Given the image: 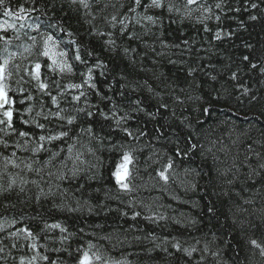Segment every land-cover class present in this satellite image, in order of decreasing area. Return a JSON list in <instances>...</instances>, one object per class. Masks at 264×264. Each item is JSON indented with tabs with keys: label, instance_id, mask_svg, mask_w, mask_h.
Wrapping results in <instances>:
<instances>
[{
	"label": "trees",
	"instance_id": "obj_1",
	"mask_svg": "<svg viewBox=\"0 0 264 264\" xmlns=\"http://www.w3.org/2000/svg\"><path fill=\"white\" fill-rule=\"evenodd\" d=\"M166 3L174 5L172 12H131L133 0H90L87 9L72 0L0 5V63L9 61L4 84L11 101L5 109L13 112L12 127L0 125V264H21V258L23 264H78L85 251L92 264H264L249 242L264 245V0ZM204 7H211V19L204 18ZM6 10L13 15H4ZM113 15L124 20V31L119 23L112 26ZM48 34L59 44L53 51L68 52L74 66L72 73L42 67L41 78L63 114L112 107L87 86L79 103L71 99L78 91L65 89L82 82L85 65L72 60L79 48L88 66L102 63L94 68V82L121 112L127 99L142 101L144 111L132 113L128 126L143 136L127 137L98 113L94 119L80 114L68 138L31 151L39 135L62 130L63 122L49 115L58 107L25 71L37 60L52 63L41 55ZM5 109L0 119H6ZM90 126L96 138L82 131ZM177 147L187 155H178ZM124 151L133 156L130 192L114 176ZM169 157L174 167L165 182L157 173ZM135 212L140 215L134 218ZM45 223L66 231L46 229ZM25 227L33 237L12 235ZM193 247L191 256L183 251Z\"/></svg>",
	"mask_w": 264,
	"mask_h": 264
},
{
	"label": "snow or ice",
	"instance_id": "obj_2",
	"mask_svg": "<svg viewBox=\"0 0 264 264\" xmlns=\"http://www.w3.org/2000/svg\"><path fill=\"white\" fill-rule=\"evenodd\" d=\"M4 2H5V0H0V5H3ZM72 2L74 4L78 3L79 5L83 6L86 9L90 7V0H72ZM133 3L135 5V7L129 8V11H131V12H135L137 7H143V8H145V11H147L148 8H167V10L169 12H172L174 10V5L171 3H166V0H150L149 4H144L143 0H133ZM197 3H198V0H186V5H193V4H197ZM251 6L253 8L257 7L256 4H252ZM215 7L217 9H221L222 8V2H217L215 4ZM21 11H23V9H21ZM177 11H178V9H177ZM203 11L208 14L204 17L205 19H211L212 18L211 7H204ZM4 15L11 16V15H13V13L10 10H6ZM215 18L217 20L220 19V17L218 15ZM144 19L147 21H150L152 23H155V20L151 15L144 16ZM250 19L255 20V19H257V17L252 16V17H250ZM110 22L112 23L113 27H115L116 24L119 23L121 25V30L124 31V20L123 19L118 20L117 16L113 15V16H111ZM137 22H139V21H137ZM37 27H39V26H37ZM205 30L207 31V28ZM69 35H71V33ZM109 35H111V34H109ZM133 36H134V34H133ZM215 38L216 39L221 38V33L219 31L216 33ZM35 39H36L35 37H32L33 41H35ZM49 42H51L52 48L49 47ZM108 43L110 45H114L115 41L109 40ZM185 43H187V42H185ZM44 46L45 47H44V50L42 51L41 55L43 57H47L48 59H51L52 63L48 64L47 62H45V64L42 65V63L39 60H37L36 62H34L32 64V68L30 70L25 69V71L28 72V74L30 76H32V78L34 80L37 81L39 89L42 92H46L50 96L51 103L58 107L59 110H57L55 112L50 111L49 115L52 117H56L59 121H62L63 123H61L59 125V127L62 130L58 131L56 134L39 135L36 138V141H37L36 146L31 148V151H34V152L43 151L45 148V142H53V141L61 140L62 138L63 139L68 138L70 136V131L72 130V128H74L76 126V123H77V120H78L80 114H83L87 118H93L94 119L98 113L101 117H103V119L106 122H109V121L114 122V126L116 128H118L121 132H123L127 137H131L133 139H139L140 136L144 135L143 131L133 130L128 126V121L135 119V117L132 115V113L144 111V108L141 106L142 101L139 99H135V100L127 99L125 101V103L128 105V108H127V110H124L123 112H121L120 105L117 103H114L111 97L106 96L103 92L98 90L97 85L94 82V79H93L94 68L103 67L102 63L97 61L94 65L88 66L87 62L82 58V55L80 53L79 48H77L75 53L72 55V60L79 62L80 64L85 65L86 70L81 73L82 82L81 83H69L65 86V89L77 90L79 94L72 95L71 99L73 101H76L79 103L82 100V98H85L87 95V93L84 91L85 87L87 86L88 88L95 90V94L99 97L101 102L107 101L109 104L112 105V107L109 111H104L103 109L98 108L97 112H93L91 110V108L96 107V105H91V106H86V107H78V108L73 109V111L76 113V115H64L63 114L64 109L59 108V100H58L57 96L51 95V93L48 92V89L50 88L49 83L43 81L41 78L42 77V67L46 66L47 68L52 69L53 71H56L58 69L60 73H64L65 71H67L68 73H72L74 71V66H73V64L69 63L68 60L66 59V57H68V52H64V51L54 52L53 51V48L59 47V44L53 35L48 34L46 36V38L44 39ZM26 51H27V49H26ZM124 51L127 52L128 49H125ZM89 55H91V53H89ZM56 56H58L62 59L61 60L54 59V57H56ZM244 59L248 60L249 57L245 56ZM8 63H9L8 60H4L3 63H0V109H5V106L11 103V101L9 99L8 92L5 90L6 86L4 84L6 66ZM251 67L256 68V67H258V65L253 63L251 65ZM261 72H264V68H261ZM102 74L103 73H101V75ZM8 75H11V73L9 72ZM235 78H236V73H233V79H235ZM213 79H215V77H213ZM120 96L123 99L125 96V93L121 92ZM85 104L88 105V102L86 99H85ZM28 111L31 112L32 109H28ZM205 111H207V109H205ZM41 115H42L41 112L36 113L37 117H39ZM149 115H152V114L149 113ZM3 116L6 117V119H0V125H6L7 127L11 128L12 127V121H13V112H12L11 108L5 109L3 112ZM45 119H48V117L46 116ZM24 123H28V121L25 120ZM33 123H35L37 128H40V129L46 128L45 124L38 123L36 120H33ZM65 126H69L67 128V130H63V129H65ZM0 131H2V129H0ZM82 131H86L89 134L93 135L94 138H96L95 137V130L91 126L86 128V129H82ZM19 136L28 137L29 133L20 132ZM26 143H27V141H26ZM17 147H20V145H17ZM190 147L195 148L196 145L193 144ZM72 148H73V146L69 145L68 150L71 152ZM176 153L178 155L179 154L187 155V153L182 152V150L179 147L176 148ZM13 155H15V153H13ZM54 155H55V153H54ZM132 160H133L132 153L130 151H124L122 153V163H121V165L118 166L117 171L114 173V176L116 177L117 184L119 185L120 189L125 191V192L132 191V188H131V185L129 182L130 170L128 168V165H130L132 163ZM28 167H31V166L29 165ZM173 167H174V160L171 157H169L168 162L164 165L163 169L158 170L157 174L160 177V179L167 182L169 180L168 171L170 169H172ZM73 175H75V171H73ZM60 178L63 179V175H61ZM12 183L14 184L15 181H13ZM11 186L12 185L10 184L9 187H11ZM69 210L75 211V209H69ZM209 211L211 212V211H213V209H209ZM139 215H140L139 212H135L134 218L138 217ZM161 218H163V217H161ZM149 219H151V217H149ZM13 223H15V221H13ZM44 227L46 229H49V230L59 229L61 232L66 231V229L62 228V226L59 223H52V224L45 223ZM0 230H3V225H0ZM20 233H24L26 239L34 236V233L27 227L22 228V229H18L17 232L12 233V235H19ZM249 242L255 248L260 250L261 255H264V245H262L256 239H251ZM31 246L33 248H35L36 244L33 243ZM172 246L177 248V249H181V244L179 242H175ZM205 250H207V248H205ZM183 251L185 252L186 255L191 256L192 253L194 251H196V249L194 247L193 248H184ZM32 259L35 260L36 257H33ZM41 259L47 260L48 257L43 256V257H41ZM95 259L99 260L100 257L95 256ZM92 260H93V256L90 255L89 252L85 251L82 253V255L78 261V264H92ZM21 264H23V258H21Z\"/></svg>",
	"mask_w": 264,
	"mask_h": 264
},
{
	"label": "bare ground",
	"instance_id": "obj_3",
	"mask_svg": "<svg viewBox=\"0 0 264 264\" xmlns=\"http://www.w3.org/2000/svg\"><path fill=\"white\" fill-rule=\"evenodd\" d=\"M117 168H118V167H116L115 172L117 171ZM115 172H114V173H115Z\"/></svg>",
	"mask_w": 264,
	"mask_h": 264
},
{
	"label": "rangeland",
	"instance_id": "obj_4",
	"mask_svg": "<svg viewBox=\"0 0 264 264\" xmlns=\"http://www.w3.org/2000/svg\"><path fill=\"white\" fill-rule=\"evenodd\" d=\"M121 165V164H120ZM128 168H129V165H128ZM116 178V177H115Z\"/></svg>",
	"mask_w": 264,
	"mask_h": 264
}]
</instances>
